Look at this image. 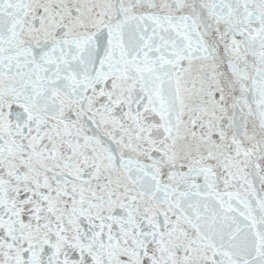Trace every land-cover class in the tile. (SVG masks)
Here are the masks:
<instances>
[{
    "label": "snow or ice",
    "instance_id": "obj_1",
    "mask_svg": "<svg viewBox=\"0 0 264 264\" xmlns=\"http://www.w3.org/2000/svg\"><path fill=\"white\" fill-rule=\"evenodd\" d=\"M0 264H264V0H0Z\"/></svg>",
    "mask_w": 264,
    "mask_h": 264
}]
</instances>
